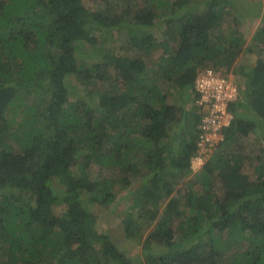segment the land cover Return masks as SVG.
I'll use <instances>...</instances> for the list:
<instances>
[{
  "label": "trees",
  "instance_id": "16d2710c",
  "mask_svg": "<svg viewBox=\"0 0 264 264\" xmlns=\"http://www.w3.org/2000/svg\"><path fill=\"white\" fill-rule=\"evenodd\" d=\"M203 1L0 0V264H264V0ZM206 69L240 92L190 176ZM122 192L134 257L95 228Z\"/></svg>",
  "mask_w": 264,
  "mask_h": 264
},
{
  "label": "rangeland",
  "instance_id": "374dc122",
  "mask_svg": "<svg viewBox=\"0 0 264 264\" xmlns=\"http://www.w3.org/2000/svg\"><path fill=\"white\" fill-rule=\"evenodd\" d=\"M93 1L94 0H85L86 7H91V8L95 7L92 4ZM202 1L203 0H198V2H200V3ZM246 1L249 2L248 0H246ZM255 2H258V0H256ZM238 21L240 24L239 28L241 30H244L245 28L247 29L248 25H249V29H251V31H249V32H251V33L254 30H256V28L258 27V23H259V19L257 21L253 20L250 24L244 18H239ZM162 30H163V28L156 29V32L158 33V35H157L158 37H161ZM115 38H116V40H115L116 42L110 41V43H105L103 45L99 44L98 48L93 49V51H95V50H98L97 52L102 51V53L108 54V56H110V57L118 56V55L119 56L128 55V53L132 56L136 55V53L134 54V52L130 50L128 45H124V44H126V42H125L126 34L120 35L119 37H115ZM141 44H142L141 50H143L142 54L145 55L147 53L150 55L144 56L141 53H138L137 55L142 57V58L144 56V61L146 62V64L148 66L149 65L151 66V64L153 62H155L159 58V56L162 55L163 50L159 49L158 46L154 43H152V45H151L148 38L146 39V41L144 43H141ZM87 50H88V47L86 46L85 51H87ZM90 52H87V54H86L87 57L91 56L96 61L102 60L100 57L101 54H97V55L89 54ZM250 62L251 61L249 60L248 64H246L244 67H248ZM242 63H244L243 60H242ZM230 72L233 73V71H230ZM67 82H68V84L70 83L73 86L72 99L79 98L82 94V87L79 86L78 82L75 81V78L72 76L67 77ZM188 95H189V93H188ZM92 98L94 99V95ZM176 99L178 100L179 105L181 104V102L183 104V100L185 99V94L184 95L180 94L179 97H177ZM187 100H188V98H187ZM173 101H174V99H171V100L169 99L170 103ZM195 105H196V103H195ZM186 106H188V103L185 104V107ZM202 113H203V109L200 111V114H202ZM200 121H201V118H200ZM202 133H201V135H202ZM216 143H217V140L212 141L210 143L204 142L201 145H199V143H198V144H196V146L199 149L200 154H205L207 157V155L213 151ZM242 143H243L245 150H246V151L244 150L243 154L247 155L248 153H253V154L257 155L259 143H253L251 145V144H249L250 142L247 141L246 139ZM91 172H92V175H94V172L93 171H91ZM96 172H97V170H96ZM190 173L191 174H189V175L192 176L194 171H190ZM187 180H189V179L187 178L185 181H187ZM185 181H184V183H185ZM123 196H124L123 192L118 193L117 196L115 197V199L108 205V207H97V209H96L97 210V212H96L97 219L95 221V228L99 233L107 234L111 238V240L114 244H117L121 248H124L126 251H128L129 255L134 257L133 253H135V252L140 253L142 248H141L140 243L139 244L136 243L138 238L130 237V235H131L130 233L126 234V231H124V229L122 227V223L120 222L121 218L119 216V212H124L126 210V207L121 202V199L123 198Z\"/></svg>",
  "mask_w": 264,
  "mask_h": 264
},
{
  "label": "built area",
  "instance_id": "2783aa9c",
  "mask_svg": "<svg viewBox=\"0 0 264 264\" xmlns=\"http://www.w3.org/2000/svg\"><path fill=\"white\" fill-rule=\"evenodd\" d=\"M196 105L203 109L200 129L202 135L197 144L219 139L220 129L231 119L228 105L237 100L239 88L232 79L221 72L201 70L193 84ZM203 164V157L196 155L191 159V171L198 170Z\"/></svg>",
  "mask_w": 264,
  "mask_h": 264
},
{
  "label": "clouds",
  "instance_id": "9594fccd",
  "mask_svg": "<svg viewBox=\"0 0 264 264\" xmlns=\"http://www.w3.org/2000/svg\"><path fill=\"white\" fill-rule=\"evenodd\" d=\"M221 73H223V74H226L227 76H229L231 79H232V81H234L235 83H236V81H235V78H234V76H233V74H231V73H224V72H221ZM194 84V83H193ZM237 84V83H236ZM239 88V87H238ZM193 90V89H192ZM193 92V91H192ZM239 92H240V89H239ZM239 97V96H238ZM238 99V98H237ZM196 103V102H195ZM198 110L199 111H201L202 109L201 108H198ZM230 113V115H231V119H232V117H233V114L231 113V112H229ZM231 119L229 120V122H228V124L227 125H225V126H223V127H226V126H228L229 125V123H230V121H231ZM201 122V121H200ZM198 131L196 132V137H197V141L200 139V135H201V133H202V130L200 129V124H199V126H198ZM222 129V128H221ZM220 129V130H221ZM221 137H220V133H219V139H220ZM218 139V140H219ZM217 140V141H218ZM205 156V155H204ZM193 158V157H192ZM191 158V159H192ZM206 156L205 157H203V164H204V162L206 161ZM202 164V165H203ZM190 165H191V161H190ZM202 165H201V167H202ZM201 167L198 169V170H196V171H194V173H197L200 169H201ZM189 170L191 171V169H190V167H189Z\"/></svg>",
  "mask_w": 264,
  "mask_h": 264
}]
</instances>
